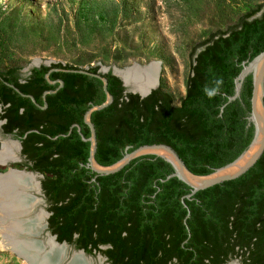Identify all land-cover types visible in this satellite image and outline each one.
Returning <instances> with one entry per match:
<instances>
[{
	"label": "trees",
	"instance_id": "obj_1",
	"mask_svg": "<svg viewBox=\"0 0 264 264\" xmlns=\"http://www.w3.org/2000/svg\"><path fill=\"white\" fill-rule=\"evenodd\" d=\"M97 1L102 0H84L80 13ZM261 7L199 43L202 48L194 51L178 104L161 86L141 98L124 92L111 71L103 73L113 99L90 117L97 163H115L125 148L164 143L192 172L204 175L245 150L253 136L247 120L250 74L239 97L226 101L234 93L241 63L264 49ZM76 67L40 65L25 77L19 76L17 65L0 67L2 129L16 130L22 165L42 174L48 229L56 240L88 255L100 252L110 264H167L169 250L173 264H216L229 253L242 264H264V152L241 176L190 198L185 197L188 185L175 176L166 179L173 172L170 163L151 154L134 158L116 173L96 175L86 166L89 142L82 136L89 137L90 131L83 115L102 103L105 94L100 79L70 71ZM52 68L59 70L45 77ZM97 69L89 67L91 72ZM7 83L46 107L39 108Z\"/></svg>",
	"mask_w": 264,
	"mask_h": 264
},
{
	"label": "rangeland",
	"instance_id": "obj_2",
	"mask_svg": "<svg viewBox=\"0 0 264 264\" xmlns=\"http://www.w3.org/2000/svg\"><path fill=\"white\" fill-rule=\"evenodd\" d=\"M83 1L0 0V67L27 71L38 60L111 71L158 61L159 86L178 104L199 43L243 13L264 8V0H102L80 13ZM3 138L0 128V149L11 145L16 159L0 162V172H29L16 140ZM41 178L33 176L35 182ZM31 193L42 201L36 213L48 212L43 191ZM0 264L27 262L0 248Z\"/></svg>",
	"mask_w": 264,
	"mask_h": 264
},
{
	"label": "water",
	"instance_id": "obj_3",
	"mask_svg": "<svg viewBox=\"0 0 264 264\" xmlns=\"http://www.w3.org/2000/svg\"><path fill=\"white\" fill-rule=\"evenodd\" d=\"M264 8L261 9V11ZM260 13V12H259ZM258 15V14H257ZM256 15V16H257ZM202 47H198L196 52L199 51ZM159 63L158 61H155ZM53 62H42L40 63L38 60L33 61L31 67H38L40 65L49 66ZM152 63V62H150ZM148 63V64H150ZM146 64V65H148ZM134 65L138 67L144 66L137 63H134L131 66H127L125 68H132ZM160 65V64H159ZM158 65V66H159ZM241 69L239 73L234 78V93L231 96L227 97L226 103L238 98L240 95V90L242 87V83L247 75H251L252 79V91L250 97V111L249 115L247 116L248 123L253 125V136L248 144V146L243 150L234 160L231 162L214 169L209 174H196L192 172L181 159V157L177 154V152L169 145L164 143H153V144H143L136 148L131 149L128 151V148H125V151L122 157L117 160L115 163L103 166L97 163L95 159V152H96V132L93 123L91 122V114L96 110H100L112 102V95L109 93L107 89L108 81L102 75L108 71V68L97 69V72H91L89 67H76L71 69L70 71L86 74L92 77H96L102 81V88L105 94V100L100 104L91 105L83 115V121L89 127L90 135L89 137H83L82 139L89 142V154H88V162L86 164L96 175H108L113 174L120 171L124 166H126L131 160L137 158L142 155H155L163 158L173 168V172L169 174L166 179L170 177H177L179 180L184 182L186 185L189 186L190 192L185 195V197L190 198L194 195L197 191L206 189L208 187L214 186L216 184H220L224 181L235 179L242 174H244L248 169H250L261 157L262 153L264 152V49L259 52L256 56H254L251 60H245L241 63ZM125 68H118L112 67L111 73L117 76L124 87V92L136 93L141 98L146 97L151 93V91L158 87L159 85V69H156L152 84L147 86L144 91H139L135 89L134 85L131 83L125 82L124 77L120 74L119 70ZM53 70H59L57 68L49 69L48 72L45 74V77H48V74ZM23 72H27L25 69L22 70ZM50 83L54 81L48 80ZM60 85L63 83L62 80H58ZM12 88H14L18 93L21 95L29 97L39 108L43 109L46 107V103L43 105H39L36 103L35 98L29 94H23L17 87L9 84ZM51 91L48 90L46 93H50ZM225 103V104H226ZM224 104V105H225ZM223 107V106H222ZM79 129V128H78ZM3 139H10L7 136ZM11 140V139H10ZM15 141V140H14ZM18 145V149H21V142L20 140L15 141ZM20 153V151H19ZM18 157V156H17ZM13 159L5 160L12 161ZM8 170H15L21 174H27L28 176L34 175H41L39 173L33 171H25V170H16L10 168ZM7 172V170L5 171ZM4 172H0L2 174ZM165 180V179H163ZM23 192L22 195L26 194V198L28 200L27 212L17 215V220H21L24 224L29 223L31 218H33L36 213L37 205L42 202L40 199H36V197L31 193H40L42 190L40 181L37 182L36 189L31 188H22ZM33 199L35 203H33ZM182 203L185 207L187 205L182 200ZM41 213V221H40V228L37 231H21L17 234L18 240H22L25 242L26 245L23 244V248L25 250L24 253H18L15 251L16 255L24 259L27 264H94V259L92 255H88L84 252L83 249H75L67 242L62 241L58 242L56 240V236L51 234L47 228V220L49 216V212H45L43 210L40 211ZM190 215L189 210H187L186 218ZM30 219V220H29ZM26 226V225H25ZM45 229V231H44ZM29 244V245H27ZM51 246L57 248V250H52ZM27 252H29V256L33 257L32 262L27 260ZM97 263L98 264H110L107 261V258L102 255L100 252L97 253ZM225 264H240L238 259L230 260Z\"/></svg>",
	"mask_w": 264,
	"mask_h": 264
},
{
	"label": "bare ground",
	"instance_id": "obj_4",
	"mask_svg": "<svg viewBox=\"0 0 264 264\" xmlns=\"http://www.w3.org/2000/svg\"><path fill=\"white\" fill-rule=\"evenodd\" d=\"M157 62L150 63L146 66L138 67L134 65L132 68L119 70L120 74L125 79V82L134 85L135 89L144 91V89L152 84L156 69H159ZM18 148V145H17ZM13 147L11 145H4L0 149V162L8 159H16ZM10 169V168H9ZM15 169V168H14ZM37 182L33 176L21 174L15 170H7L0 174V248L15 253H24V241L17 238V234L22 230L35 232L40 228L41 214L35 215L29 223L24 224L21 220H17V215L27 212V198L26 194L22 195V188L36 189ZM33 203L35 200L33 199ZM26 225V226H25ZM29 245V244H27ZM52 250H57L51 246ZM27 260L32 262L33 257L26 254Z\"/></svg>",
	"mask_w": 264,
	"mask_h": 264
},
{
	"label": "flooded vegetation",
	"instance_id": "obj_5",
	"mask_svg": "<svg viewBox=\"0 0 264 264\" xmlns=\"http://www.w3.org/2000/svg\"><path fill=\"white\" fill-rule=\"evenodd\" d=\"M32 68V67H31ZM30 68V69H31ZM30 69L27 71V72H23L21 69H20V71H19V76L20 77H25V76H27V74L30 72ZM7 84H9V83H7ZM14 86V85H13ZM159 86V85H158ZM24 94V93H23ZM5 123V119H1L0 118V128H1V132H2V135L4 136V137H8V138H14L15 140H20V142H21V138L19 137V136H15L14 134H15V131L16 130H14L12 133H8V132H4V130L2 129V125ZM20 155H21V149H20ZM21 157L23 158V156L21 155ZM26 168V167H25ZM36 173H38V172H36ZM40 174V173H39ZM42 175V174H41ZM186 204V203H185ZM189 210V209H188ZM189 212H190V210H189ZM37 215V214H36ZM48 231H49V229H48V223H47V228H46ZM223 258H225V260L223 261V262H221V263H216V264H225L226 262H228V261H230V260H232V259H238V261L240 262V264H242L241 263V258L240 257H235L233 254H231V253H229V254H227L226 256H224ZM175 261V257L173 256V254L171 253V250H169V257H168V260H167V264H173V262Z\"/></svg>",
	"mask_w": 264,
	"mask_h": 264
}]
</instances>
